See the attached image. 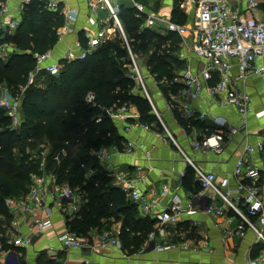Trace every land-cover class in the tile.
Here are the masks:
<instances>
[{"label":"built area","instance_id":"obj_1","mask_svg":"<svg viewBox=\"0 0 264 264\" xmlns=\"http://www.w3.org/2000/svg\"><path fill=\"white\" fill-rule=\"evenodd\" d=\"M29 0H20L27 3ZM50 10L58 8L59 0H44ZM135 9L136 15H144L145 24L148 27L161 25L165 31L175 32L179 35V44L176 54L180 60L185 61L183 68H174L169 82L180 86L175 93L166 97L170 106L185 118L197 117L204 119L210 117L214 129L205 133L201 138L191 143L194 150L207 152H221L226 140L242 131L243 136H248V116L252 114L256 119L264 115V109L253 110L251 97L247 90L250 77H260L264 88V0H181L180 7L187 5L191 26L177 23L148 9L137 0H129ZM91 12L104 10L106 19H100L98 27L90 32H84L85 44L77 39L75 51L68 47L60 57H54L51 50L33 54L35 58L34 72H46L56 75L61 68V60L83 59L89 53L100 47L106 40L111 39L116 33L124 41L130 62L128 63V77L134 82L130 93H141L149 102L152 113L159 120L166 137L177 146L183 159L193 170V181L199 185V192L181 199L172 195L166 202L162 200L169 194L167 182L160 185L158 191L152 196L142 191L139 187V175H131L127 172L116 175V184L121 192L128 197L138 211L149 219L154 220V227L148 232L145 245L138 249L141 253L153 243V248L161 250L171 247L158 241V237H167L168 230H177L182 213L194 214L200 203V196L205 197L203 211L214 217L222 219L219 222L222 235L230 237L237 235L243 237L247 231L253 233L255 243L260 244L259 252L249 257L247 264H264V136L262 140L254 143L245 141L241 151L237 155L231 170V179L223 177L217 180L216 173L200 167L181 147H179L166 125L147 89L144 76L141 72L142 63L132 53L119 19L120 4L118 0H88ZM9 11L7 0H0V16ZM64 16V23L57 29V38H63V34L71 30V24L75 20L76 11L72 9L60 10ZM93 23V19H89ZM18 25L16 19L6 21L7 29H14ZM0 45V57L6 51ZM6 46V45H5ZM152 51L150 50V53ZM201 58L203 66L199 71L191 68V60ZM145 65V64H144ZM151 74V73H150ZM151 76L155 79L154 75ZM31 81V78L28 80ZM155 82L157 80L155 79ZM159 82V81H158ZM162 83H167L165 79ZM205 93L211 102L232 105L238 114V123L232 124L227 119L208 115L207 112H198L192 101ZM85 101L94 103L93 92H88ZM134 107L131 103H123L106 109L107 115L113 120L128 121L135 114L130 110ZM0 109L10 117V126L17 127L22 122L20 113V98L14 96L7 87H0ZM133 124L148 127L138 119ZM125 128H128L126 125ZM255 132H258L255 130ZM262 133H264L261 130ZM137 148L143 149L141 143L132 140L123 141L119 146L115 143L101 145L94 150L99 164L108 162L117 152H133ZM48 148L41 143L31 158L38 160L35 172L29 173V185L25 193L19 196H8L4 203L11 213V221L5 241L13 245L26 246L33 236H43L53 227L51 215L57 212L65 217L76 215L85 201L84 193L79 186H71L67 181H59L55 170H46V155ZM146 152V157L148 156ZM259 154V158L256 156ZM257 157V160H254ZM94 172L93 168H87L85 173L89 177ZM113 171H108L110 177H114ZM232 180V181H231ZM201 205V204H200ZM42 210V214H40ZM236 218L237 223L232 226ZM196 222V221H194ZM27 224L28 231L22 232L23 224ZM196 223H194L195 225ZM119 227L106 229L101 232L86 234L64 228L57 233L58 246L45 247L47 257L57 259L60 253L79 251L84 253H102L113 250L122 260L121 264H130L132 255L124 250L119 238ZM208 247L206 243H202ZM212 249V248H210ZM7 252L0 240V253ZM8 253L15 254L13 251ZM21 264H35L24 261Z\"/></svg>","mask_w":264,"mask_h":264},{"label":"trees","instance_id":"obj_2","mask_svg":"<svg viewBox=\"0 0 264 264\" xmlns=\"http://www.w3.org/2000/svg\"><path fill=\"white\" fill-rule=\"evenodd\" d=\"M137 1L145 4V0ZM179 1L173 0L169 19L184 23ZM61 6L50 10L44 0L23 3L13 32L3 26L0 16V45L12 46L6 58L0 57V84L20 98L22 116V122L11 127L9 115L0 109V240L3 248H7L5 238L12 215L4 198L27 191L29 173L38 167V160L31 156L38 143L47 141L46 170H55L59 181L79 186L85 195L79 212L68 219V228L86 234L91 228L103 230L121 219L119 238L124 250L132 254L143 244L154 221L138 215L136 206L111 183V177L98 165L92 151L101 145L120 146L124 140L117 133L114 120L103 114L110 107L131 103L138 109V121L148 126L155 123L159 132L163 128L147 99L139 92L130 93L134 84L128 77L130 60L117 33L83 59L61 60L56 75L41 72L32 82L28 81L35 67L33 54L47 51L57 41L56 31L63 23ZM144 18L143 14L136 15L133 7L120 6L119 19L132 53L137 59L143 57L146 68L157 81L165 79L166 86L174 90L179 84H171L169 80L174 67L183 66L173 55L179 37L175 32L162 34L144 25ZM80 39L85 44L84 38ZM88 92H93L94 103L85 101ZM178 120L184 121L182 117ZM190 120L199 125V121ZM87 168L94 169L89 177L85 176ZM189 172L192 179L193 170ZM41 254L37 264L56 263L44 255L40 257ZM19 261L24 263L21 257Z\"/></svg>","mask_w":264,"mask_h":264},{"label":"crops","instance_id":"obj_3","mask_svg":"<svg viewBox=\"0 0 264 264\" xmlns=\"http://www.w3.org/2000/svg\"><path fill=\"white\" fill-rule=\"evenodd\" d=\"M58 3L62 5L60 10L62 8L67 10L72 9V11H76V14L75 20L71 24V30L63 34L62 39L59 40L57 38L56 43L48 49L52 51L54 57H60L70 46L76 51L77 48L75 42L77 39L82 43L80 37L84 38V32L86 30L90 32L94 31L98 27L99 20L108 17L107 12L104 10L91 12L88 7V0H59ZM118 3L120 6L132 7L129 0H118ZM159 3L158 9L156 10H154V6H146V3L144 5L151 11H154L167 19L170 18L173 0H170L169 3H167V0H160ZM7 4L9 11L1 17L4 27L7 20L11 18L16 20L19 19L21 7L23 5L20 3V0H7ZM187 7V5H184L183 8L180 7L185 15V21L181 24L190 27L191 19L187 12ZM90 18L93 19V23L90 22ZM62 25L57 29H60ZM153 28L162 34L165 32L161 25H157ZM7 30L13 32L15 28ZM177 36L179 37V35ZM5 44L7 51L11 50L12 46L10 44L7 45V43ZM177 49L178 47L173 51V55L176 59L178 58L176 54ZM166 52H169V50H166ZM180 61H182L183 66H175V69H178L179 67L183 68L186 64L184 60ZM189 63H191V68L194 71H199L203 66L201 60H191ZM146 70L148 71V69ZM37 73L41 72L35 73L33 69L29 73L28 77L29 79L31 78L30 82L37 77ZM42 82L43 80L40 79L39 83ZM147 82L148 86L153 90V93H151V91L149 92L152 99L156 97L158 101L159 94L158 103L159 109H162V112L156 105L155 106L159 111L162 120H164L163 122L167 129L173 135L177 145L181 147L183 151L187 150L191 159H193L200 167L214 171L218 181L223 177L231 179V170L234 161L241 151L245 141L254 143L257 140L263 139L264 133H262L261 130L263 131L264 124H256L257 120L261 117L256 119L250 114L248 116L246 129L249 132L248 136H243L242 131H239L233 135L232 138L225 141L223 149L219 153L194 150L191 147L192 141L201 138L208 132V130H213V121L210 117L204 119L193 117V119L199 121V125L197 126L194 122H190V119L192 118L183 117L177 109H174L168 104L166 97L169 96V94L175 93L180 85L172 90L161 81L155 82L153 77L152 81ZM156 88L158 89L157 92L155 91ZM247 90L251 97L252 109H264V88L261 83V78L250 77L247 83ZM192 104L198 112H207L209 116L214 115L225 118L232 124L238 123V114L232 105H220L211 102L204 92L199 98L193 100ZM130 110L135 114V117L133 119H128V121L114 120L116 130L117 133L124 138L123 141L132 140L137 144L141 143L143 149L137 148L130 153H114L111 159L103 165L99 164L97 161L98 165L104 169L107 176H109L107 174L108 171H113V175L115 174L114 177H111V183L113 184V181H116V175L121 173L127 172L134 176L139 175L141 177V180H139V187L147 194V196H152L158 191L161 184L167 182L169 184V194L162 200V202H166L172 195H176L181 199H187L189 196L198 193L200 189H198V192L196 193L194 190L199 185L193 181V178H190L189 169H191V167L186 160L183 159L177 146L166 137L164 132L158 131L155 123L148 127H142L138 124L129 126L128 122H134L137 119L139 120L138 109L134 106L131 107ZM176 113H178V116ZM181 117L184 120L182 122L178 120ZM263 117L264 115L262 118ZM188 120L190 121L188 122ZM126 125L128 128H125ZM255 130L258 132H255ZM46 147L49 148L47 144ZM146 152L149 153L147 157ZM93 153L94 152L92 151V154ZM256 156L259 158V154ZM257 157H254V160H257ZM185 174H187L186 177ZM113 185L116 186V184ZM125 197L128 199L126 195ZM205 203V197L201 195L200 203L197 205L198 209L194 214L190 215L188 213H182L180 215V222L177 225V230L169 229L167 237L157 238L158 241L166 246L172 245L171 247L168 246L161 250H156L153 247L149 249L145 248L141 253H138L137 250L134 252L135 254L132 255L130 264H247L248 258L256 255L261 246L260 244L255 243L253 233L247 231L243 237H238L237 235L224 237L221 228L219 227V222L222 219L206 214L203 211ZM136 211L140 217H144L137 208ZM39 212L40 214L43 213L42 210ZM68 219H70V217H65L57 212H53L51 215L53 227L51 228L50 233L47 232V234L43 236H33L30 243L26 246H15L11 242H7L8 246L7 248H4L7 252L0 253V264H21L19 257L28 263L31 259L32 262L30 263L37 264L36 262L41 252L42 254L40 257H42V255L47 257L45 247L46 243H49V239L54 238L55 240L57 233L62 232L64 228L68 227ZM194 223L196 224L194 225ZM236 223L237 221L235 218L231 225L234 226ZM116 226L119 227L120 231L121 219L113 221L110 227L106 229H112ZM153 227L154 226H152V228ZM21 229L23 233H26L28 231L27 224L24 223ZM103 230L94 227L91 228L89 232L97 233ZM145 241L140 248L145 245ZM202 243H206L208 247H204ZM8 251H13L15 254L8 253ZM54 260H56L55 264H121L122 262L118 254L113 250L103 251L98 254L70 251L60 253L57 259Z\"/></svg>","mask_w":264,"mask_h":264},{"label":"rangeland","instance_id":"obj_4","mask_svg":"<svg viewBox=\"0 0 264 264\" xmlns=\"http://www.w3.org/2000/svg\"><path fill=\"white\" fill-rule=\"evenodd\" d=\"M121 1V0H120ZM128 1V0H127ZM159 1L160 0H146V4L149 6V7H155V9L154 10H156V9H158V6H159ZM170 2V0H167V3H169ZM2 46L1 47H3V48H5L6 46V44L5 43H3V44H1ZM7 45H9V44H7ZM6 56H7V53H6V51L5 52H3V56L1 57L2 59H4V58H6ZM140 59H139V61L141 62V63H144V59H143V57H139ZM194 60H201V58H194ZM140 69H141V72H142V74H143V76H144V81H145V84H146V86H147V89H148V91L150 92L151 91V93H153V90L148 86V82L147 81H152V77H151V74L146 70L147 68L145 67V65L144 64H142V65H140ZM2 85L0 84V87H1ZM155 91L157 92L158 91V89L156 88L155 89ZM156 96V95H155ZM153 101H154V103H155V105L158 107V109H159V103H158V101H159V94H158V101H157V99H156V97H154V99H153ZM159 110H161V112H162V109H159ZM163 115V114H162ZM164 116V115H163ZM165 117V116H164ZM159 121V120H158ZM164 121V120H163ZM264 124V117L262 118H260V119H258L257 120V123L256 124ZM43 138H45V136H42ZM41 139L42 141H44V140H47V139ZM42 143H44V142H42ZM40 144L41 143H38L37 145V148H36V151H37V149H38V147H40ZM46 144H48L47 143V141H45V145ZM185 151V153L187 154V155H189V153H188V151L187 150H184ZM33 153H35V150L33 151ZM8 197V196H7ZM48 233H50V231H48ZM42 238V237H41ZM48 245H53V246H58V243H57V241H56V239L54 240V238H50L49 239V243L47 244L46 243V246H48ZM30 262H32V260L30 259L29 260Z\"/></svg>","mask_w":264,"mask_h":264},{"label":"water","instance_id":"obj_5","mask_svg":"<svg viewBox=\"0 0 264 264\" xmlns=\"http://www.w3.org/2000/svg\"><path fill=\"white\" fill-rule=\"evenodd\" d=\"M103 114H104V115H107V112H106V110H104V111H103ZM152 246H153V243H151V244L148 246V248H147V249L151 248Z\"/></svg>","mask_w":264,"mask_h":264}]
</instances>
